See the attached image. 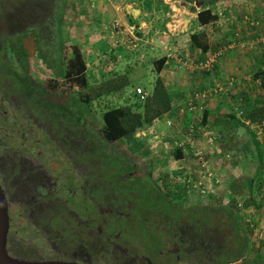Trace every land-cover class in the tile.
I'll return each mask as SVG.
<instances>
[{
	"label": "rangeland",
	"instance_id": "1",
	"mask_svg": "<svg viewBox=\"0 0 264 264\" xmlns=\"http://www.w3.org/2000/svg\"><path fill=\"white\" fill-rule=\"evenodd\" d=\"M21 1L27 0H0V186L8 188L6 189L7 191L14 189L13 194L17 201L29 199L28 202L31 201L29 205L32 207L30 206L29 209L27 201L26 206L22 205L21 202H16V200L14 201L15 203H11L13 204V209L8 213V216L11 215L13 225L10 222L8 228L11 225V229L13 228L14 230L15 228L21 234L26 235L22 240L68 239L67 232L71 231L70 225L74 229L79 222L74 217L75 212L73 210L78 207L76 200L79 199V195L78 197L70 196L72 189L78 188L81 196L87 195L89 200L87 205H90V201L96 198L95 202L97 204L115 208V205L121 203L116 200L117 195L120 194L125 198L126 202H129L118 207L120 210L128 212V216L117 215L116 213H105L104 215V217L112 219V223L114 219V225L122 228V240H159L158 234L164 227L160 212L168 213L165 218L166 222L169 219H176L174 222H177L180 217L183 220L190 218L189 234L187 236H191L190 239L193 240H264V187H256L258 174H254V171H252L255 169L254 160L250 155H247L249 153L245 154V157L244 155L239 156L244 168L243 175L247 174L245 176L247 179L252 174V185L255 187L252 186L251 190L248 188L251 183H247L251 177L248 180L234 177L229 179L228 185L233 187L240 185L242 187L241 190H235L238 195L228 189L226 184H222L219 186L221 188L215 193L216 197L212 196L210 192H214L215 188L213 187L209 190V186L214 171L209 168V165H201L203 160H208V154L204 151L200 139L197 140L195 147L185 145L182 155H185L186 161L183 160L182 156L176 157L174 155L176 151L175 146H173L176 138L174 136H177L176 134L180 136L187 134L188 127L192 124L190 120H187V117L185 119L187 120L186 122L183 119H179L167 125L165 116H161L160 121L157 123L158 126L156 124L155 127L152 125L141 126L135 131L134 137L126 136L122 140H113L105 144L109 148L110 153L115 156H121L136 165L132 172L133 176L137 175L139 178L147 177V171L152 170L150 181L153 182L155 191H159L158 193L161 195V204L155 203L153 199L146 203L141 202L144 199L138 198L139 194L137 195L135 191H130V189L124 187L120 188L121 191H110L111 185L103 176L108 173L107 170L104 172L102 170L104 168L103 160L97 158V155L91 156L85 148H82L85 146L86 140H83V144L79 141L76 142V140L68 143V138L73 140L68 125L65 124L61 127L59 121L47 117L45 113H41L39 107L25 97L19 79L11 71L12 53L9 52L8 46L11 43L17 46L18 41H21L24 46V37L29 34L33 21H37L38 17L45 19L42 16L43 12L38 7L36 10L34 5H30V7L28 5L24 9L22 3V6L18 5V2ZM33 10L34 13L32 12ZM69 12L70 10L66 9L62 17V35L64 38V34L67 33L65 27L67 21L65 20L68 19ZM25 41L26 43L29 42L27 37H25ZM69 44L71 43L66 38L64 45L68 46ZM14 45L13 49H15ZM81 45L87 53L85 46ZM145 49L146 46L144 45L138 47L132 55H129L130 62L128 64L126 60H122L123 57L118 58L113 55L114 53H111L110 58L103 63L90 53L87 55V73L90 85L81 87L75 83L73 90L69 89L67 83H61L58 86L60 94H64L67 99H70V94H74L76 89H80L83 95L86 92L92 95L90 105L93 111L89 110V112L84 114L86 121L90 124L89 128L91 131L89 133L94 138L100 137L98 128L102 122V117L100 116L102 109L104 110L109 105L123 103L126 100L134 101L136 97L133 93L134 89L138 85L142 86L141 83H145L148 93L151 92V85L146 83L149 78V62L147 59L141 62L135 61L144 53ZM55 54L56 52L53 55ZM84 55L86 56V54ZM112 55L115 57L114 59ZM21 61L23 62L24 59ZM27 64V72L29 74L25 73L22 75L23 77L30 75L35 83L44 85H46L48 78H57L58 81L62 82L63 75L54 73L38 54H35L33 58L27 61ZM113 67L119 77L128 78L127 80L130 83L118 90L108 93L103 92L93 96L102 86L100 80L101 70L114 72ZM104 88H106V85ZM49 91L52 92L51 89ZM51 96L54 100L60 97L56 93ZM193 123L195 124V122ZM170 128L172 132L169 134L167 129ZM205 128L210 130L213 127L205 124ZM174 132H176L175 135L173 134ZM135 138H141L144 146L133 147L132 143L135 142ZM221 146L223 147V145ZM144 147L147 150L146 153H143ZM233 147L237 149L235 145ZM194 148L201 150V153L195 154L196 150L194 151ZM39 151L42 153L41 157H37ZM126 155L130 157L127 159ZM43 157L44 160L42 159ZM225 158L232 159L227 156ZM217 161L224 160L217 159ZM182 163L188 164H186L187 172L182 170ZM32 164H46V170L53 175L47 180V185L54 182L50 191L47 192L53 198L47 197L51 200L46 206L45 212L40 210L38 199H32L31 194H28L30 187H28L27 182H32L37 177L33 175L36 170H32ZM93 166L98 169V172ZM38 171L39 173L42 172V170ZM165 172L169 173L167 178L169 181L165 180ZM222 174L224 175L225 173H220L219 177H222ZM124 175L127 176L126 174ZM179 180L184 182H181L184 187H182L183 190L181 188V193L178 191L176 194L172 185H174V182H179ZM113 181L116 180L113 179ZM101 182L105 183L99 185ZM166 184L170 185L167 187ZM67 187H71V190H67ZM95 187L101 191L98 197H96L97 195L94 196ZM243 189L248 190L246 195H244ZM239 191H243L242 195ZM64 197H71L70 201L67 203L62 202ZM84 204L86 205L85 200ZM142 208L144 210H140ZM70 217L73 220L71 224ZM76 222L77 224H75ZM91 232H87V240L94 239ZM11 234L9 235L10 240H20L19 236ZM164 236H166L165 233ZM182 238L185 239V237ZM166 239L168 240V238ZM10 242L9 253L25 259L43 257L60 259L64 256H70L74 252V244L66 241ZM122 242L125 244L126 241ZM133 242L136 243L135 246L127 244L126 247L128 252L138 259H121L119 264H160L163 261L167 262L171 258L166 255L170 247L167 241H165V244L163 243L160 249L162 255H156V251L159 250L158 241ZM242 242H244V246H247L246 249L241 246ZM82 244L84 245V242ZM91 244L92 241H87V249H89L87 252H89V255H85L83 258L85 262L92 261L95 264L118 263L114 256H110L108 253L105 254L98 248H89ZM193 245H196L197 249L185 245L184 248L195 250L193 252L195 255L192 254V256L194 260H197L195 261L196 264H209L208 260L211 254L215 255L213 258L215 260L210 261L212 262L210 264H264V241H194ZM25 259L22 260L31 261ZM244 261H248V263ZM185 263H187L186 260Z\"/></svg>",
	"mask_w": 264,
	"mask_h": 264
},
{
	"label": "crops",
	"instance_id": "2",
	"mask_svg": "<svg viewBox=\"0 0 264 264\" xmlns=\"http://www.w3.org/2000/svg\"><path fill=\"white\" fill-rule=\"evenodd\" d=\"M69 4L70 12L65 20L67 33L63 40L67 38L70 43L78 44L87 68V55L90 53L101 63L114 53L118 58L123 57L122 60L128 64L129 55L144 45V53L135 61L147 59L149 62L146 83L152 89L156 75H159L173 95L170 109L163 111L160 117L170 118L173 123L186 117L188 121L200 122L203 110H207L205 124L213 128L207 130L202 124L199 129L201 131L204 128L205 133H192L200 139L208 154L209 168L214 171L209 190L213 187L215 190L210 193L215 196L221 188L219 186L226 184L228 189L238 195L235 190H241L242 187L229 186L228 181L230 178L247 176L243 175L244 168L239 156L254 153V173L264 163V134H254L244 123L232 118L231 114L237 95L245 98L256 114L258 110L264 114V74L253 78L254 71L264 69V53L258 44L238 45L241 40L255 38L263 31L264 0H217L208 4L218 14L214 20L199 19L198 11L206 5L196 0H69ZM219 10L223 12V17L219 16ZM246 16L258 18L259 23H251L253 21ZM198 31L204 34L200 40L205 47L195 42L196 37L193 39V34ZM218 50L221 55L217 56L214 65L210 68L199 65V62ZM163 55L166 56L165 61L157 72L154 59ZM217 85L221 86L219 91L214 90ZM188 102H193L196 107L188 109ZM160 117L153 118V127L155 124L158 126ZM171 132V128L167 129V133ZM211 135L214 138L209 141ZM257 140L261 151L256 149ZM234 145L237 149H234ZM184 149L185 146L182 151ZM230 151L235 155L231 160L225 158ZM182 158L186 161L185 155ZM186 164L182 163L184 171L187 169ZM220 173H225V177L221 175L223 180L219 177ZM259 180L264 181V173L258 174ZM260 183L264 187V182ZM248 188L252 189L250 186ZM243 191L246 195L248 190ZM243 191H239L241 195Z\"/></svg>",
	"mask_w": 264,
	"mask_h": 264
},
{
	"label": "trees",
	"instance_id": "3",
	"mask_svg": "<svg viewBox=\"0 0 264 264\" xmlns=\"http://www.w3.org/2000/svg\"><path fill=\"white\" fill-rule=\"evenodd\" d=\"M196 1L201 2L203 5H206L203 9H200L198 11V17L200 20H214L218 18V14L210 8V5L208 6V4H211L217 0H196ZM21 3L23 4V6L21 5ZM18 5L22 6L24 9L27 8L28 5H29L28 7H30V5L32 6L34 5V8L36 10L38 7V9H40L43 12L42 16H44L45 19H41V17L40 18L38 17L37 21L34 20L33 24L31 25V30L38 41V46H39L38 55L43 60H45L47 65L54 71V73L63 75L61 80L62 82L58 81L57 78H48L46 80V85H44L40 83H35L34 80L28 75L27 77L26 75L24 77L23 76L20 77L19 74L16 73L17 71L13 69V72L19 79V83L21 85L25 97L32 103L36 104L39 107L41 113H45L47 117L54 118L57 121H59L61 127L64 126L65 124L68 125L71 132L70 134H72V138H73V140H70L71 138L70 139L68 138L67 140L68 143L69 141L75 142V140L76 142L79 141L80 143H82L83 140L87 141L85 142V146L82 145L83 146L82 148H85L87 153L90 154L91 156L97 155L98 156L97 158H101V160H103L104 168L102 170L103 172L105 170L108 171V173H105L103 176L104 178H106V181H108V183L111 185V189H109L110 191L111 190L117 191L120 190L121 187H124L126 189H130V191L131 190L133 192L135 191L137 195L139 194L138 198L144 199L141 200V202L146 203L150 199H153L155 200V203L161 204L162 202L160 201L161 195L160 193H158L159 191H155L154 185L152 184L153 182L150 181L152 170L147 171L146 173L147 177L139 178L137 175L133 176L132 172L134 168H136V165L132 162H129V160L123 159L121 156H115L114 154L110 153L109 148L105 144L113 140H122V138L126 136L134 137L135 131L138 128H140L141 126L144 127L146 125H151L153 118L160 117L163 111L170 109L171 99L173 98V95L169 92L162 78L159 75H156L151 92L148 93L145 96V98H140L139 94L134 89L133 93L136 96L134 101L131 102L129 100H126L123 103L109 105L104 110L102 109L103 111L101 110V115H100L102 117L101 119L102 122L100 127L98 128L100 137L94 138L89 133L91 131L89 128L90 124L86 121V117L84 114L85 112H89V110L93 111L90 105V100L92 98V95L89 92H86L83 95L80 92V89H76L74 94H70V99H67L64 97V94L62 93L60 94V91L58 90V86L61 83H67L69 89L71 90L74 89L75 83L79 84L81 87H88L90 85L88 81L87 64L85 62V58L82 52L80 51L78 44L71 43L68 46L64 45V40L62 35L63 34L62 17L64 11L68 9V6L70 5L69 0H27V1L18 2ZM32 12L34 13V10ZM194 37H196L197 39L195 40ZM203 37L204 34L202 31H198L193 34V39L195 40V42H197V44L201 43L205 47L203 41L200 40L203 39ZM249 39H253V38H246L244 40H249ZM240 42H238V45H240ZM17 44L19 45V48H23L21 41H18ZM257 44L259 45L261 51L264 53V47H263L264 43L258 42ZM11 45L12 43L9 46ZM65 50L67 51L65 52ZM54 52H56L55 55H53ZM19 54L21 55L20 57L21 59L27 61L26 57L28 54H26L25 52L23 54L20 52ZM219 55H221L220 50L218 51V56ZM165 57L166 56L163 55L154 59V63H155L154 69L157 72L160 71V68L162 67L165 61ZM258 71L259 72L254 71L253 78H256L260 74H264V69ZM101 74L102 75L100 80L102 86H100L99 91L95 92L93 96L99 95V93H103V92L108 93L110 91L118 90L121 87L123 86L125 87L130 83V81L127 80L128 78L119 77L116 74V71L114 72L101 71ZM105 85L106 88H104ZM142 87L143 89L146 90L145 84H142ZM49 89H51L52 92L49 91ZM55 93L60 96L58 97L57 100H54L51 96ZM235 100H236L235 108L234 111L231 112L232 118L236 119V121L238 122L241 121L242 123H244V125L247 126L248 130H252L254 134H264V114H261L260 110H258L256 114L254 108H250V106H248L246 99L242 98L241 96L238 95L235 96ZM239 109L242 110V113L238 112ZM79 110L81 111L79 112ZM206 118H207V110L204 109L201 115V121L198 122V124L197 122H195V124L197 125H195L190 120L192 124L189 125L188 131L191 130V132L195 134L197 133L202 134V132L205 133L206 131L204 130V128H202L200 131L199 125L202 124L204 125L207 120ZM174 137L178 138V135ZM135 139H136L135 142L132 143L133 147L144 146L143 144L144 142L141 138H135ZM255 142H256V149L258 151H261L259 147L260 145L259 141L257 140ZM173 146H175L176 148L174 155L176 157L183 156L182 147L184 145L175 144ZM186 146L189 145L186 144ZM146 152L147 150L144 147L143 153ZM228 154L229 155H226L227 157H231V158L235 157L233 155V152L231 151L228 152ZM247 155H250L252 159H255L254 153L250 152ZM129 157H130L129 155H126L127 159ZM94 169L96 170V172H98L97 168L94 167ZM99 169L101 170V168ZM263 173H264V163L263 166H261V169L255 172L254 174H263ZM124 174H126L127 176H125ZM164 176H165V180L169 181V179H167L169 173L165 172ZM113 179H115L116 181H113ZM252 181H253V177H251V179L248 182V184L251 183L250 188H252ZM181 182L184 183L182 180H179V182H174L173 183L174 185H172L174 186L173 191L176 194L178 193V191L181 193V191L183 190L182 187L184 186ZM260 182H262V180L258 181V187L261 186ZM104 183L105 182H101L99 183V185ZM166 185L168 187L170 184H166ZM1 190L3 194L6 193V189L4 187H1ZM12 197L13 196H10L9 199H11ZM10 201L11 203H15L14 202L15 198L9 200V203ZM11 203L9 204V208L11 207L12 210L13 204ZM30 206L31 205H29V208ZM11 221H13V219L10 215L9 223ZM10 224L13 225L12 222ZM11 225L10 228H8L9 231L6 234L7 236L6 240H10L9 235L11 233L13 235L19 236V238L22 237V239L26 237V235L21 234L20 231L16 230L15 228L14 230L13 228L11 229L12 227ZM10 243H11L10 241H5V251L11 257L16 258L9 253V250L11 248ZM243 243L244 242H242L241 246L243 247V249H246L247 246H244ZM61 259L62 258H60V260ZM51 260H59V259L51 258ZM51 260L45 259L41 261H51Z\"/></svg>",
	"mask_w": 264,
	"mask_h": 264
},
{
	"label": "flooded vegetation",
	"instance_id": "4",
	"mask_svg": "<svg viewBox=\"0 0 264 264\" xmlns=\"http://www.w3.org/2000/svg\"><path fill=\"white\" fill-rule=\"evenodd\" d=\"M24 37V36H23ZM28 38L29 42L24 44L23 48H19V45L17 44V46H15V49H13V45L8 46L9 48V52L12 53L11 56V71L13 72V69L15 71H17L16 73L19 74V76L21 77L22 75L29 74L27 71V61H29L31 58H33V56L35 54H38V50H39V46H38V41L34 36V33L32 32V30L29 31V34L27 36H25ZM24 37V40H25ZM19 50V52H18ZM26 53L28 54L26 57L27 61H21L22 59L20 58L21 55L19 53ZM18 64V66H17ZM20 67V68H19ZM18 68V69H16ZM23 71V72H22ZM22 72V73H21ZM13 74H15L13 72ZM30 76V75H29ZM18 78V77H17ZM42 153H40V151L37 153V157H41ZM44 160V157L42 158ZM44 162V161H43ZM32 166V170H36L33 172L34 177H36V180L32 181V182H27L28 183V187L29 191L28 194L32 196V199H38V201L40 202V210H44L43 212H45V208L48 205L49 201L51 199L47 198L50 197L49 196V192L52 184L54 182H52V184H48L47 185V180L48 178L52 177L53 175L46 170L47 168H45V166H47L46 164H35V165H31ZM38 170H42V172L39 173ZM10 187V186H9ZM8 189V188H5ZM67 190H71V187H67ZM14 189H11L4 194V196H6L5 201H6V205L8 207V213H10L11 207L9 208V200H11L12 198H15L16 202H21L22 205L26 206V201L27 204H31V202L29 203L28 200L29 199H23L22 201H17V198L14 197ZM120 191V190H118ZM94 193V191H92ZM100 189L95 187V194L94 196L98 197V195H100ZM51 195V194H50ZM79 195V199L76 200L78 203V207L73 209L75 214L74 217L79 220L78 224L77 222L75 224H77V226L74 227V229H72V225H70V229L71 231L67 232L68 233V239L66 238V240H87V232L92 231L91 233H93V237L94 239L92 240H122L121 239V233H122V228L121 227H117L116 225H114L115 220L113 219V223H112V219L110 218H106L104 217L105 213H116L117 215H124V216H128V212H125L123 210H120L118 207L121 206V204H125V203H129L125 201V198L122 197V195H117L116 200L120 201L121 203L118 205H115L114 207H109V206H102L101 204H97L96 198L95 200H91L90 201V205H87L89 203V200L87 198V195H83L81 196V194H79L78 188H74L72 189V191L70 192V196H74V197H78ZM10 196H13L11 199ZM36 196V197H35ZM52 196H54V194H52ZM58 196V195H56ZM35 197V198H34ZM53 198V197H50ZM71 197H64V201L67 203L68 201H70ZM74 200V199H73ZM84 200L86 202V205L84 204ZM59 202H61V200H59ZM19 205V204H18ZM32 207V206H31ZM152 207H156V206H152ZM30 209V208H29ZM92 212H90V211ZM140 210H144V208L140 209ZM161 214V220L162 223L164 225V227L162 228V231L159 232V240H167L166 238H168V240H193L190 239L191 236H187L189 234V219L187 218L186 220L182 219L180 217V219L177 220V222H174L176 219H169L168 222L165 221L166 218V213L164 212H160ZM72 217H70V224L73 222V220H71ZM74 219V218H73ZM185 221H187L185 223ZM168 223V224H167ZM164 233L166 234V236H164ZM184 234V236H183ZM168 236V237H167ZM7 237V236H6ZM83 238V239H82ZM20 240H22V237L19 238ZM131 240V239H129ZM69 243H73L74 244V252L70 255V256H64L61 257V260H65V261H73V262H79V263H87V264H95V262H85L84 261V257L85 255H89V252H87V241H66ZM82 242H84V245L82 244ZM193 242V243H192ZM163 243L165 244V241H158V248L159 250L156 251V255H162V251L160 250ZM127 244H132V245H136L135 242L133 241H126L125 244L122 241H92V244L89 248H98L100 249L102 252H104L105 254L108 253L110 256H114L115 260H118L117 262H108V263H101V264H119L121 263V259H138L135 256H132L129 252L128 249L126 247ZM167 244H170V247L167 251V256H170L171 258H169L167 260V262L163 261L160 264H196L194 260L193 255H195L193 252L195 250L190 249L188 247H192L194 249H197L196 245L194 244V241H167ZM185 246H188L186 248H184ZM99 253V252H98ZM212 253V252H211ZM16 258L19 259H25V258H20L17 257L15 255H13ZM214 254H211L209 256V260L208 263H212L210 261L215 260L214 258ZM66 257V258H65ZM51 260V258H47V257H43V258H30V259H25V260H31V261H37V260ZM104 259V258H103ZM166 260V258H164ZM60 260V259H59ZM185 260L187 263H185ZM98 262V261H97ZM96 262V263H97ZM103 262V261H102ZM246 263H248V261H244ZM145 263V262H144ZM156 264V263H155ZM159 264V263H158ZM238 264V263H237Z\"/></svg>",
	"mask_w": 264,
	"mask_h": 264
},
{
	"label": "built area",
	"instance_id": "5",
	"mask_svg": "<svg viewBox=\"0 0 264 264\" xmlns=\"http://www.w3.org/2000/svg\"><path fill=\"white\" fill-rule=\"evenodd\" d=\"M218 13H219L220 17L221 16L223 17L224 14H223V12L221 10H219ZM246 18H247V16H246ZM248 18H249L250 21H253L251 23H255V24L259 23V19L258 18H255V19H252L250 17H248ZM263 23H264V21H263ZM258 42H263L264 43V29L255 38L249 39V40H243V41L240 42V44L241 45H244V44L253 45V44H257ZM263 47H264V45H263ZM218 51L212 52L208 57H206V59L204 61L199 62V65L204 67V68H210L213 65V63L216 61V58L218 56ZM220 88H221V86L217 85V86H215L214 90L215 91H219ZM135 90L139 94L140 98H145V96L148 94L147 90L143 89V87L140 86V85L136 86ZM204 93L206 94V92H204ZM194 107H196V105L193 102H188V109H193ZM238 112L242 113V110L239 109ZM165 121H166L167 125L172 123L170 118H165ZM213 138H214V136L211 135V136H209L208 139H209V141H212ZM196 142H197V138L193 135V133L190 130V131L187 132V134H183V136L179 135L178 138H175L174 145L176 144V145H184L185 146L186 144H188L191 147H195L196 146ZM194 151H195L194 152L195 154H200L201 153V150H198V148H194ZM226 155H229V154L227 153ZM207 163H208V160L205 159V160H203L201 165L202 166H208Z\"/></svg>",
	"mask_w": 264,
	"mask_h": 264
},
{
	"label": "water",
	"instance_id": "6",
	"mask_svg": "<svg viewBox=\"0 0 264 264\" xmlns=\"http://www.w3.org/2000/svg\"><path fill=\"white\" fill-rule=\"evenodd\" d=\"M24 44L26 41L24 40ZM9 227L8 207L5 196L0 187V240H6V234ZM0 264H87L65 260L51 261H24L13 258L5 251V241H0Z\"/></svg>",
	"mask_w": 264,
	"mask_h": 264
}]
</instances>
